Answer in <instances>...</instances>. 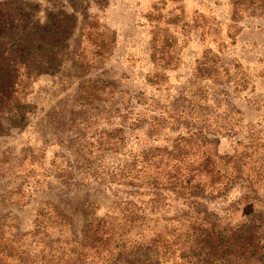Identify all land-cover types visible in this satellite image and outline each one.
Returning <instances> with one entry per match:
<instances>
[{
	"label": "rangeland",
	"instance_id": "rangeland-1",
	"mask_svg": "<svg viewBox=\"0 0 264 264\" xmlns=\"http://www.w3.org/2000/svg\"><path fill=\"white\" fill-rule=\"evenodd\" d=\"M25 1L39 6L40 22L51 7L79 19L58 68L25 83L20 125L11 123L19 114L0 115L10 129L0 135L2 220L15 218L18 228L28 231L41 204L51 201L72 222L61 236L82 238L87 217L113 208L115 214L117 201L142 207L139 193L131 192L139 184L130 183V177L106 183L96 170L100 164L105 171L131 169L140 153L171 147L179 130L155 134L149 124L181 93L186 104L194 99L240 120L237 133L219 135L221 153H233L249 125L264 141V16L234 18L230 0ZM85 18L90 36L81 29ZM164 38L170 39L164 41L170 63L156 55ZM89 85L103 88L104 95L87 97ZM87 114L92 115L86 119ZM79 133L89 142L86 152L70 146ZM110 139L120 147H108ZM242 193L237 185L206 204L224 215ZM177 212L171 207L164 215Z\"/></svg>",
	"mask_w": 264,
	"mask_h": 264
},
{
	"label": "trees",
	"instance_id": "trees-1",
	"mask_svg": "<svg viewBox=\"0 0 264 264\" xmlns=\"http://www.w3.org/2000/svg\"><path fill=\"white\" fill-rule=\"evenodd\" d=\"M230 2L234 18L264 16V0ZM51 9L40 22L38 5L0 0V115L19 114L11 122L14 126L20 125L18 118L25 110V83L45 69L58 68L62 47L77 26L76 14ZM87 23L83 19V31L90 26ZM90 32L89 28L83 35L90 36ZM164 41L170 39L158 40L156 55L170 63ZM87 94L100 97L104 89L89 85ZM186 97L181 93L149 124L155 134L166 128L179 130L171 147L140 153L131 169L105 171L100 164L96 170L97 178L106 183L120 184L130 177V183L139 184V190L131 192L139 193L142 207L117 201L115 214L113 208L104 216L87 217L82 238L73 233L61 236L72 222L51 201L41 204L28 231H21L15 218L7 222L0 217V264H264V141L260 131L247 126L235 151L221 153L219 135L237 133L240 120L194 99L186 104ZM7 132L10 129L0 121V135ZM112 139L106 145L116 150L120 146ZM70 141L79 151L88 149L89 142L80 133ZM128 169L138 171V177L127 173ZM237 185L243 193L224 215L208 207L207 200L226 197ZM171 207L178 212L165 216ZM135 234L139 239H133Z\"/></svg>",
	"mask_w": 264,
	"mask_h": 264
}]
</instances>
